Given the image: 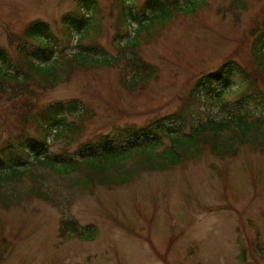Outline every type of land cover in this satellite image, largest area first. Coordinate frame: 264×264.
<instances>
[{"label":"rangeland","instance_id":"374dc122","mask_svg":"<svg viewBox=\"0 0 264 264\" xmlns=\"http://www.w3.org/2000/svg\"><path fill=\"white\" fill-rule=\"evenodd\" d=\"M144 1L129 0L127 6L142 15ZM232 1L205 0L194 14L175 15L150 37L140 53L159 74L143 89L124 88L116 68L77 70L52 89H37L39 107L78 99L88 108L87 118L78 122L82 138L69 146L70 154L96 135L171 114L202 73L230 57L253 70V30L264 24V0H240L244 9ZM98 2L97 42L114 55L118 4ZM75 8V0H0V44L16 58L10 35H21L29 22L40 19L51 25L59 48L75 52L69 42L74 38L76 45V36L68 41L61 26V18ZM226 102V108L200 105L198 116H225L236 96L227 95ZM18 103L0 96V146L20 130ZM262 108L264 116V103ZM168 145L165 140L163 148ZM62 219H73L80 228L96 226V238H61ZM256 243L264 246V151L247 146L228 158L204 150L170 170H144L125 185L96 184L60 208L36 197L0 206V264H264Z\"/></svg>","mask_w":264,"mask_h":264},{"label":"trees","instance_id":"16d2710c","mask_svg":"<svg viewBox=\"0 0 264 264\" xmlns=\"http://www.w3.org/2000/svg\"><path fill=\"white\" fill-rule=\"evenodd\" d=\"M128 1L116 0L121 21L114 37V55L97 42L101 30L98 0H75V12L61 18L62 33L69 37L68 41L77 38L76 45L74 38L69 42L75 52L59 48L51 25L40 19L29 22L21 35H10L8 40L14 43L16 58L0 44V96L8 103L17 100L22 107H19L22 110L19 132L7 137L0 146L3 208L34 197L60 208L96 184L125 185L144 170H170L199 157L204 150L219 158L235 157L244 146L264 151L263 24L253 30L256 65L253 70L230 57L217 69L202 73L171 114L156 117L145 126L118 127L96 135L79 143L70 154L69 146L82 138L83 124L78 122L87 118L88 108L78 99L39 107L37 89H52L77 70L102 68L118 69L120 82L127 90L143 89L158 77L159 68L141 56L142 45L175 15L190 16L205 3V0H145L143 14L139 15L132 6H127ZM232 3L245 8L243 1ZM131 35L134 36L130 39ZM54 49L59 54L54 55ZM227 95L236 96L237 103L225 116H198L200 105H204L203 110L219 105L226 108ZM68 117L74 120L68 121ZM165 140L169 145L163 148ZM56 145L62 146L60 153L51 151ZM68 235L92 241L97 228L92 225L80 228L75 220L62 219L60 237ZM255 251L264 258L263 244L256 243Z\"/></svg>","mask_w":264,"mask_h":264}]
</instances>
